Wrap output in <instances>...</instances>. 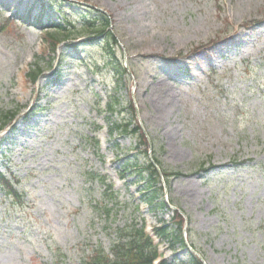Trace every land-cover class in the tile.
I'll use <instances>...</instances> for the list:
<instances>
[{
	"label": "rangeland",
	"instance_id": "1",
	"mask_svg": "<svg viewBox=\"0 0 264 264\" xmlns=\"http://www.w3.org/2000/svg\"><path fill=\"white\" fill-rule=\"evenodd\" d=\"M72 1L110 16L114 54L100 40L73 50L61 37L53 52L47 27L23 18L30 10L75 21L85 9L0 0V116L20 111L18 130L0 132V171L9 166L21 196L0 192V264H84L92 247L110 250L116 230L171 220L151 210L136 175L127 186L118 178L126 156L146 162L136 138L109 134L123 120L141 124L162 166L183 175L162 197L188 219L186 238L204 262L264 264V0ZM94 171L115 182L117 203ZM158 245L164 258L192 264L190 250Z\"/></svg>",
	"mask_w": 264,
	"mask_h": 264
},
{
	"label": "trees",
	"instance_id": "2",
	"mask_svg": "<svg viewBox=\"0 0 264 264\" xmlns=\"http://www.w3.org/2000/svg\"><path fill=\"white\" fill-rule=\"evenodd\" d=\"M58 1V0H55ZM65 3V2H62ZM79 6V4H71V6ZM80 7V6H79ZM85 14L80 15V23L74 27H68L63 25H56L53 27V33H47V39L50 45H55L60 41L61 38L70 39L72 41L77 40L81 37L92 38L93 41L105 42L106 50L111 51L117 45L116 35L109 29L112 25L111 18L98 11L97 9L90 6H83ZM67 18H65L66 20ZM4 24L1 29L13 21L8 19L4 20ZM70 24V23H69ZM73 28V30H69ZM61 37V38H60ZM76 46V44H71ZM204 49V48H198ZM111 54L114 52L111 51ZM42 67L38 63L35 64V68L31 70L29 77L32 81H36L42 74ZM117 99H114L109 104V109L114 112L116 106L119 105ZM132 110L135 111L133 104H130ZM17 111L3 112L0 116V130L7 127L12 123L15 118ZM130 122H123L121 124H114L111 128V133L120 132L125 135L135 136L138 139V147L144 146L143 155H147L149 148L148 141L143 134L141 128L136 126L130 128ZM156 162L162 168V172L166 180L171 177H182L181 172L170 171L163 168L162 163L154 158ZM144 165H141L138 161L132 160L130 157H126L123 162L124 174L137 172L136 176L139 181H145L142 184L144 191V197L151 205L153 210H164L169 209L168 203L162 198L163 187L160 185V176L155 165L149 161ZM214 168V167H212ZM13 178H9L0 175V189H2L9 197L13 200H21L20 193L17 188L14 187ZM112 197V196H111ZM185 226V219L179 212H174L172 218V224L158 226L155 228V232L162 239L170 243V247L175 250L177 246L185 249L187 246L183 237V229ZM188 236L191 237V229H188ZM193 248L199 251L202 255L203 252L199 249L194 242L191 243ZM158 257L157 247L153 245L152 240L144 234L143 227L137 228L135 225L130 229H119L117 238L112 241L110 252L106 253L102 249L99 251H92V254L86 256L84 264H153L154 259ZM190 260L192 264H203V262L194 254L190 253ZM175 263V262H174ZM167 260H161L159 264H174Z\"/></svg>",
	"mask_w": 264,
	"mask_h": 264
}]
</instances>
